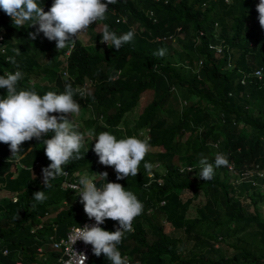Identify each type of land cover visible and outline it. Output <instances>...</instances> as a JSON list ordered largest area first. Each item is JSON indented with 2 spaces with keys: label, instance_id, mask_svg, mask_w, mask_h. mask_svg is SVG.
Instances as JSON below:
<instances>
[{
  "label": "trees",
  "instance_id": "trees-1",
  "mask_svg": "<svg viewBox=\"0 0 264 264\" xmlns=\"http://www.w3.org/2000/svg\"><path fill=\"white\" fill-rule=\"evenodd\" d=\"M166 1L117 0L109 5L110 13L99 23L118 36L134 31L132 41L119 50L106 46L101 43L102 30L90 38L91 47L76 40L68 59V83L74 89L86 79L94 82L92 93L74 97L82 108L91 106L96 116L104 115L105 123L95 133L110 131L119 139L124 138L119 125L129 123L128 114L139 112L136 125L141 129L131 131L124 124L125 134L133 136L149 129L152 144L164 151L148 157L150 160L155 155L151 161L165 163L169 170L165 185L155 184L151 189L149 203H154L157 213L164 215L175 229L184 230L185 236L166 233L158 221L160 227L152 231L155 242L148 245L146 224L138 220L131 235L134 249L129 254L143 264H264V220L258 211V206L264 204L262 188L247 181L236 191L229 178H222L216 168L213 178L204 181L198 176L199 170L181 175L175 166L177 159L200 168L201 154L214 164L215 153L220 152L238 169L248 167L253 171L258 166L264 172V32L259 36L254 21L251 22L255 19L259 23L260 0L257 4L254 0H233L232 6L224 0ZM37 3L50 10L49 0ZM149 11L157 23L151 20ZM31 22L17 28L0 9V29L5 31L4 45L8 46L6 55L0 53V75L20 69L25 79L18 81V90L26 87L40 95L48 91L62 93L61 76L48 69L50 64L44 66L42 62H55L56 44L43 33L31 39L29 34L36 32ZM216 22L222 25L220 38L229 49L222 59H216L209 50V30ZM14 35L19 43L12 44ZM169 36H174L176 42L156 41ZM160 48L167 50L163 57L154 55ZM7 56L14 58L15 63L6 62ZM229 64L233 68L225 72ZM60 65L57 59V68ZM257 69L263 71L261 79L245 77ZM47 71L50 74L43 78ZM110 76L117 78L110 82ZM31 78L48 85L30 86ZM242 79L247 85L240 84ZM4 97L0 94V98ZM186 134L190 136L183 146ZM50 138L51 134L43 137ZM43 139L22 143L13 161L9 160L10 146L0 142V190L6 188L18 198L17 202L12 196L0 198V264H58L60 254L50 248L53 225H57L56 235L62 237L73 225L86 220L76 197L61 191L57 180L46 187L38 178L18 177L22 171L15 160L29 147L33 149L23 162L32 165L35 160L49 161ZM217 142L220 146L212 151ZM81 156L71 160L66 165L68 169L89 173L102 170L94 149H81ZM102 184L104 181L98 187ZM38 191H45L47 198L43 202L33 199ZM200 191L205 203L196 207L195 217H189ZM65 200L69 202L67 207L63 206ZM164 201L166 205L161 206ZM55 213L56 217L49 221L47 217ZM39 225L43 228L38 229ZM191 243L192 249L188 250ZM219 245L229 250L215 258ZM41 248L46 260L39 256ZM92 263L111 264L96 260Z\"/></svg>",
  "mask_w": 264,
  "mask_h": 264
},
{
  "label": "clouds",
  "instance_id": "clouds-1",
  "mask_svg": "<svg viewBox=\"0 0 264 264\" xmlns=\"http://www.w3.org/2000/svg\"><path fill=\"white\" fill-rule=\"evenodd\" d=\"M256 1L254 0L257 4ZM49 2L51 7L50 10H47L46 7L38 4L37 0H0V9H3L13 19L17 28L24 26L27 21H32L31 25L36 28V32L29 34L31 39L35 40L40 33H43L48 40L55 42L57 47L55 54H58L57 59L61 62L60 67L57 68V59L52 64L47 59L42 62L44 66L50 64L48 69L58 72L64 83L62 93L48 91L40 95L26 87L23 90H18V81L25 79V74L20 69H16L14 72L6 71L0 75V89H6V91H0V94L6 95V97L0 98V142L10 146L9 160L13 161V157L18 156L22 143L33 138L41 140L48 134L52 135L50 139H43L45 155L49 161L35 160L32 165L23 162L24 156L33 149L29 147L26 153L17 157L15 162L28 178L40 179L43 186L49 187L52 180H57L60 183V190L72 193L76 197L77 203L82 207L86 220L82 224L73 225L65 236L56 235L57 225H53L54 234L51 237L50 248L60 254L57 260L58 264H93V260L102 263L110 261L111 264H143L137 257L133 259L129 254L134 249L133 236L131 235L135 233L136 221L139 220L146 224L148 245L155 242L152 231H156L160 227L158 221L162 223L164 231V223H169V226L173 227L169 233L178 231L184 234V230L175 229L164 215L157 213L153 206L154 203H149L151 189L155 184L161 187L165 185L164 177L168 176L169 170L165 163L151 161L155 155L150 160L148 157L153 153L164 151L152 144V135L149 129L141 130L138 134L133 133V136L125 134L126 126L124 124L129 125L127 129L131 131L141 129L136 125L139 112L137 115L135 113L133 116L127 115L126 120L130 124L119 125L118 129L122 130L124 138L119 139L110 131L95 133L98 128L104 125V115L96 116L91 106L82 108L78 99L74 97L77 94L85 97L92 93L93 80L86 79L82 85L75 89L71 83H68L70 80L68 59L76 40L87 28L93 29L97 25L102 26L99 21L105 19V14L110 13L107 11L109 5L116 4L117 0H49ZM224 2L228 6L233 4V0H224ZM257 11L259 23L255 19H251V22L254 21L256 32L260 36L264 32V0H260ZM148 14L151 20L157 23L154 13L149 11ZM102 30L101 43L106 46L108 44L109 47H114L117 50L121 49L125 43L131 42L135 35L134 31H128L118 36L114 31H110L107 25ZM221 30L220 22H216L214 27L209 30L212 39L209 50L213 52L216 59H222L226 54L225 51L229 50L220 38ZM0 34L4 37L0 42V53L6 55L8 46L4 45L5 31L0 29ZM156 41L175 43L176 38L174 36L158 37ZM251 45H253L252 42ZM87 46L91 47L89 44ZM16 51L19 54L20 50L16 49ZM166 52L165 48H160L154 55L163 57ZM5 60L15 63V59L10 56H7ZM226 67L230 70L233 65L229 64ZM262 72V69H257L251 73L252 75L245 77L261 79ZM48 74H50L49 71L43 75V78ZM117 76H110L109 81H114ZM29 84L30 86L34 84L48 85L47 82L34 78H31ZM240 84L247 85L243 79ZM84 110L90 111L88 119L82 123L74 122V117L83 113ZM186 135L190 136V134ZM185 141L183 139V146ZM219 146L220 142H217L212 151L217 150ZM81 149L86 152L94 149L98 156V164L102 168L101 171L89 173L87 170L68 169L66 165L71 160L83 158ZM199 163L200 168L197 164L193 166L186 160H175V166L181 175H192L196 170H199V178L210 181L216 168L219 172L220 170L224 171L229 180L232 175L234 176L230 184L233 188L237 185V191L247 181L260 186L264 191V172H260L258 166L253 171L248 167L245 170L238 169L220 152L215 153L214 164L209 162L203 154H201ZM16 177L17 175L14 178ZM101 181H104V184L98 187V183ZM167 181H169L168 178ZM167 184L166 182V186ZM5 190L8 197L12 196L11 199L14 202L18 201L16 195L8 192L6 188ZM46 198L45 191H38L33 195L36 202H43ZM68 205L69 202L65 200L63 206L67 207ZM165 205V201L161 202V206ZM55 217L56 213L51 214L47 219L49 218L50 221ZM106 220L113 221L111 231L103 228ZM42 228L43 225L38 226V229ZM66 241H69L71 245L68 249L72 253L71 258L66 251ZM73 244H75V251L72 248ZM6 253L7 251H5ZM39 254L42 260H46L43 248L39 249Z\"/></svg>",
  "mask_w": 264,
  "mask_h": 264
},
{
  "label": "rangeland",
  "instance_id": "rangeland-1",
  "mask_svg": "<svg viewBox=\"0 0 264 264\" xmlns=\"http://www.w3.org/2000/svg\"><path fill=\"white\" fill-rule=\"evenodd\" d=\"M10 28V27H9ZM103 27L101 25H97L95 26L92 30L90 29H86L85 31L82 32V35L79 37V39L83 42V44L85 45H88L91 43L90 41V38L94 35H96L97 33H100L102 31ZM14 30V29H13ZM214 34H216V32H214ZM184 37V36H183ZM182 36L180 38H183ZM14 38V41L12 42V44H16V43H19V38L17 35H14L13 36ZM32 45H34L35 43L34 42H31ZM230 69V68H229ZM225 72L227 71L228 72V67H225ZM0 91H6V89H0ZM90 111H85L77 116L74 117V122H80L82 123L83 121L87 120L88 119V115H89ZM138 113H135V115H137ZM69 119H71V117H69ZM188 138V135L185 136L184 140H186ZM12 170L14 171V168H12ZM221 172V177L222 178H228L227 174L224 173V171L220 170ZM26 173H23V172H19L18 173V177L19 178H23V177H28L25 175ZM232 178L234 177L233 175L231 176ZM232 178H230L229 182L232 181ZM235 190L237 191L238 190V186L235 185L234 186ZM9 192V190H7ZM190 194V193H189ZM5 196H7V192L5 189L3 190H0V198H5ZM205 196L203 195L202 191L199 192V197L198 198H194V203L190 209V213H189V217H195L196 216V207H200V205H203L205 203ZM244 202L248 203L247 200H245ZM222 209H224L222 207ZM258 211L260 212V215H261V218L264 220V204H261L258 206ZM225 217V216H224ZM223 217V218H224ZM113 221L112 220H106L105 221V224L103 225V228L105 230H108V231H111V226H112V223ZM170 224L169 223H164V228H165V231L166 233H169L173 230V227L172 226H169ZM172 235L174 236H180L182 235L183 237L185 236L182 232H178V231H174L171 233ZM192 244L191 243V246H189L187 249L190 250L192 249ZM217 248V252L215 253V258H219L220 256L222 255H226V252L229 250L225 245H219V247H216Z\"/></svg>",
  "mask_w": 264,
  "mask_h": 264
},
{
  "label": "built area",
  "instance_id": "built-area-1",
  "mask_svg": "<svg viewBox=\"0 0 264 264\" xmlns=\"http://www.w3.org/2000/svg\"><path fill=\"white\" fill-rule=\"evenodd\" d=\"M3 39H4V37L0 34V42H2ZM71 234H72V233H71ZM71 234H70V235H71ZM70 235H69V236H70ZM68 238H69V237H68ZM65 244L67 245V246H66L67 254H68L69 257L71 258L72 253L68 250V249H70L71 245H70L69 241H66ZM75 244H76V243H75ZM75 244L72 245V248H73L74 251H75Z\"/></svg>",
  "mask_w": 264,
  "mask_h": 264
}]
</instances>
